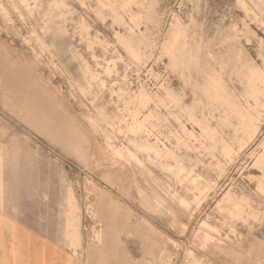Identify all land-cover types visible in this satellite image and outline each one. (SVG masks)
Segmentation results:
<instances>
[{
  "label": "rangeland",
  "instance_id": "1",
  "mask_svg": "<svg viewBox=\"0 0 264 264\" xmlns=\"http://www.w3.org/2000/svg\"><path fill=\"white\" fill-rule=\"evenodd\" d=\"M27 174L73 264H264V0H0L13 218Z\"/></svg>",
  "mask_w": 264,
  "mask_h": 264
},
{
  "label": "crops",
  "instance_id": "2",
  "mask_svg": "<svg viewBox=\"0 0 264 264\" xmlns=\"http://www.w3.org/2000/svg\"><path fill=\"white\" fill-rule=\"evenodd\" d=\"M6 81L8 82V80ZM39 82L35 95L36 103L23 104L21 112L23 117L30 121V123L36 124L37 122H46L43 107L49 105V99L50 101H54V103L60 104L49 87H45L40 80ZM22 180L26 181V185H23ZM16 183L18 186H16L17 189L14 196L17 199L19 216L13 218V215L9 211L5 209L0 211V264H73L68 250L41 234L38 205L36 204L34 207L33 200V176L31 178L29 174L26 177L18 176ZM97 211L100 214L101 220L108 219L104 201H100ZM120 223L122 227L130 225L126 220H121ZM66 234L69 237H77V230L71 220L66 226ZM102 235L106 239L108 235L106 224ZM105 242V244L101 242L100 245L105 247L107 241L105 240ZM100 250L110 251V248H101ZM114 250L118 249L115 248Z\"/></svg>",
  "mask_w": 264,
  "mask_h": 264
},
{
  "label": "bare ground",
  "instance_id": "3",
  "mask_svg": "<svg viewBox=\"0 0 264 264\" xmlns=\"http://www.w3.org/2000/svg\"><path fill=\"white\" fill-rule=\"evenodd\" d=\"M135 127H136V128H139V126H138V125H136ZM137 148H141V149H143L142 147H137Z\"/></svg>",
  "mask_w": 264,
  "mask_h": 264
}]
</instances>
